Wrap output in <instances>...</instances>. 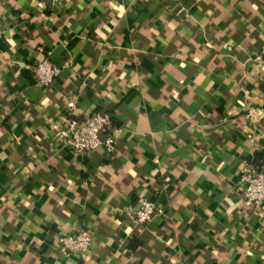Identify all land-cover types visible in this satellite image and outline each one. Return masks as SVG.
Listing matches in <instances>:
<instances>
[{"label": "crops", "instance_id": "obj_1", "mask_svg": "<svg viewBox=\"0 0 264 264\" xmlns=\"http://www.w3.org/2000/svg\"><path fill=\"white\" fill-rule=\"evenodd\" d=\"M97 111L114 150L73 152L65 119ZM262 149L264 0H0V264H264L237 183Z\"/></svg>", "mask_w": 264, "mask_h": 264}, {"label": "built area", "instance_id": "obj_2", "mask_svg": "<svg viewBox=\"0 0 264 264\" xmlns=\"http://www.w3.org/2000/svg\"><path fill=\"white\" fill-rule=\"evenodd\" d=\"M63 67L45 56L33 64L29 72L36 84L47 86L61 73ZM65 127L66 144L77 154H84L98 148L106 152L114 150L118 132L112 126L107 113L93 112L84 121L69 115L65 119ZM237 183L241 200L246 208L257 210L264 204V171L255 165L246 163L239 174ZM156 212H160V209L152 200L140 197L133 221L138 224L146 223ZM91 241L92 233L88 228L60 234L58 237L59 252L62 255L84 259L90 250Z\"/></svg>", "mask_w": 264, "mask_h": 264}, {"label": "trees", "instance_id": "obj_3", "mask_svg": "<svg viewBox=\"0 0 264 264\" xmlns=\"http://www.w3.org/2000/svg\"><path fill=\"white\" fill-rule=\"evenodd\" d=\"M248 162L262 170V167L264 166V149L254 153L252 158Z\"/></svg>", "mask_w": 264, "mask_h": 264}]
</instances>
